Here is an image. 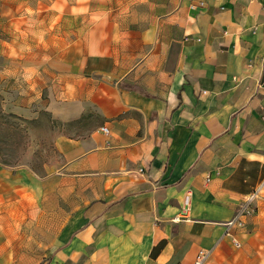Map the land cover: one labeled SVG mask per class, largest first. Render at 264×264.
Returning a JSON list of instances; mask_svg holds the SVG:
<instances>
[{"label": "crops", "instance_id": "obj_1", "mask_svg": "<svg viewBox=\"0 0 264 264\" xmlns=\"http://www.w3.org/2000/svg\"><path fill=\"white\" fill-rule=\"evenodd\" d=\"M70 1L34 50L33 16L9 4L0 85L50 54L61 163L0 162V264H264V0Z\"/></svg>", "mask_w": 264, "mask_h": 264}, {"label": "rangeland", "instance_id": "obj_2", "mask_svg": "<svg viewBox=\"0 0 264 264\" xmlns=\"http://www.w3.org/2000/svg\"><path fill=\"white\" fill-rule=\"evenodd\" d=\"M26 6L28 19L26 45L34 50L39 45L34 33L42 32L43 44L51 45L46 33L53 29L65 32L67 15L76 13L77 8L70 0H20ZM19 0H0V41L5 40L14 27L8 18L12 15L9 4ZM92 9H99L100 1L92 0ZM103 5L105 1H102ZM18 9V7H16ZM89 25L88 23H86ZM85 24V25H86ZM70 25L82 27L81 22ZM18 28V24L17 27ZM61 44V41H57ZM41 44V46L43 45ZM37 51L27 54V73L21 76L16 86L0 85V162L9 166H26L38 174H45L46 168L61 162L53 146V138L61 127L53 123L41 108L46 99L47 86L52 79L47 72L46 62L50 54Z\"/></svg>", "mask_w": 264, "mask_h": 264}, {"label": "built area", "instance_id": "obj_3", "mask_svg": "<svg viewBox=\"0 0 264 264\" xmlns=\"http://www.w3.org/2000/svg\"><path fill=\"white\" fill-rule=\"evenodd\" d=\"M102 131L105 134H109V130L105 127L102 128ZM260 194H261V190H257L254 193H252L248 197V199L242 204L240 209L235 214L234 218L227 223V226L230 228L232 227L243 228L245 226V220L256 213V207L254 203ZM211 256H212L211 251L201 250L196 257L194 264H207L210 261Z\"/></svg>", "mask_w": 264, "mask_h": 264}]
</instances>
